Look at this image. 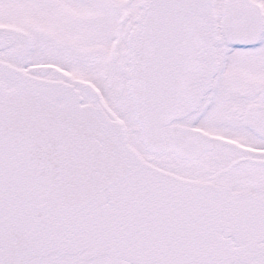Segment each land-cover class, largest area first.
I'll list each match as a JSON object with an SVG mask.
<instances>
[{
  "label": "snow or ice",
  "instance_id": "1",
  "mask_svg": "<svg viewBox=\"0 0 264 264\" xmlns=\"http://www.w3.org/2000/svg\"><path fill=\"white\" fill-rule=\"evenodd\" d=\"M0 264H264V0H0Z\"/></svg>",
  "mask_w": 264,
  "mask_h": 264
}]
</instances>
